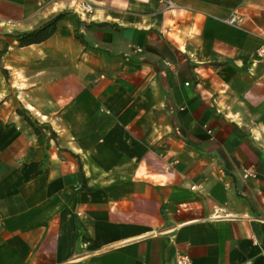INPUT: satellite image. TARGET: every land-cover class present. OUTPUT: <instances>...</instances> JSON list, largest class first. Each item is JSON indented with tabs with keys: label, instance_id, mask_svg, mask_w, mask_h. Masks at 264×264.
Segmentation results:
<instances>
[{
	"label": "crops",
	"instance_id": "1",
	"mask_svg": "<svg viewBox=\"0 0 264 264\" xmlns=\"http://www.w3.org/2000/svg\"><path fill=\"white\" fill-rule=\"evenodd\" d=\"M81 1L0 0V264H264V0Z\"/></svg>",
	"mask_w": 264,
	"mask_h": 264
},
{
	"label": "trees",
	"instance_id": "2",
	"mask_svg": "<svg viewBox=\"0 0 264 264\" xmlns=\"http://www.w3.org/2000/svg\"><path fill=\"white\" fill-rule=\"evenodd\" d=\"M64 13H60L53 19L45 22L43 25L29 32H24L19 35V40L22 45H27L35 42H40L51 36L56 28L58 22L63 18Z\"/></svg>",
	"mask_w": 264,
	"mask_h": 264
},
{
	"label": "built area",
	"instance_id": "3",
	"mask_svg": "<svg viewBox=\"0 0 264 264\" xmlns=\"http://www.w3.org/2000/svg\"><path fill=\"white\" fill-rule=\"evenodd\" d=\"M177 3L173 0L167 1V7L168 8H175L177 7ZM95 4L90 0H82L76 7L75 10L82 16L85 17L89 13H92L94 11ZM225 21L229 23H236L238 21V15L232 14L230 17H228ZM261 54H264V48L261 49ZM195 187V186H194ZM175 264H193L192 258L187 253H180L177 256Z\"/></svg>",
	"mask_w": 264,
	"mask_h": 264
},
{
	"label": "bare ground",
	"instance_id": "4",
	"mask_svg": "<svg viewBox=\"0 0 264 264\" xmlns=\"http://www.w3.org/2000/svg\"><path fill=\"white\" fill-rule=\"evenodd\" d=\"M31 107V106H30Z\"/></svg>",
	"mask_w": 264,
	"mask_h": 264
}]
</instances>
